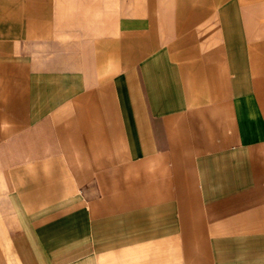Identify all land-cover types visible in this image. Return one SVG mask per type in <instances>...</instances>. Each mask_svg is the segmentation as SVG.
<instances>
[{"label": "crops", "instance_id": "crops-1", "mask_svg": "<svg viewBox=\"0 0 264 264\" xmlns=\"http://www.w3.org/2000/svg\"><path fill=\"white\" fill-rule=\"evenodd\" d=\"M0 264H264V0H0Z\"/></svg>", "mask_w": 264, "mask_h": 264}]
</instances>
